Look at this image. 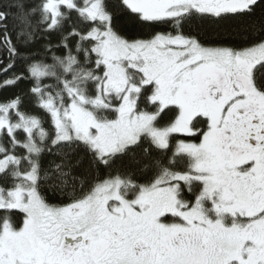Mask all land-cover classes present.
Returning a JSON list of instances; mask_svg holds the SVG:
<instances>
[{
	"label": "snow or ice",
	"instance_id": "1",
	"mask_svg": "<svg viewBox=\"0 0 264 264\" xmlns=\"http://www.w3.org/2000/svg\"><path fill=\"white\" fill-rule=\"evenodd\" d=\"M0 264H264V0H0Z\"/></svg>",
	"mask_w": 264,
	"mask_h": 264
}]
</instances>
